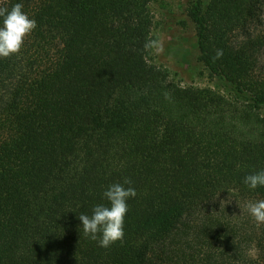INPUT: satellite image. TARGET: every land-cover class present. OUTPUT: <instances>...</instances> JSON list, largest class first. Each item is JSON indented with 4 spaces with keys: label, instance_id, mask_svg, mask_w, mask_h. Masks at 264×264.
<instances>
[{
    "label": "trees",
    "instance_id": "obj_1",
    "mask_svg": "<svg viewBox=\"0 0 264 264\" xmlns=\"http://www.w3.org/2000/svg\"><path fill=\"white\" fill-rule=\"evenodd\" d=\"M155 1L0 0L37 23L0 58V264H264L243 182L264 170V0L187 9L224 93L153 62ZM125 178L123 241L100 247L78 217Z\"/></svg>",
    "mask_w": 264,
    "mask_h": 264
},
{
    "label": "clouds",
    "instance_id": "obj_2",
    "mask_svg": "<svg viewBox=\"0 0 264 264\" xmlns=\"http://www.w3.org/2000/svg\"><path fill=\"white\" fill-rule=\"evenodd\" d=\"M23 4L16 3L11 9L0 7V58H8L19 54L25 38L37 27L34 19L22 10ZM156 46L157 51H163L162 45L154 41H148L145 49ZM222 56V50H217L216 58ZM165 98L170 96L165 92ZM244 184L255 189L264 186V170L249 174L244 178ZM132 181L125 178L123 184L114 183L108 187L103 196L109 202L108 206L103 204L94 207L92 214L79 215L83 227V235L93 241H98L100 247L109 248L117 241L124 238V218L128 211L127 200L134 198L137 193L133 187L125 188ZM250 215L257 224H264V200L249 202L247 205Z\"/></svg>",
    "mask_w": 264,
    "mask_h": 264
},
{
    "label": "rangeland",
    "instance_id": "obj_3",
    "mask_svg": "<svg viewBox=\"0 0 264 264\" xmlns=\"http://www.w3.org/2000/svg\"><path fill=\"white\" fill-rule=\"evenodd\" d=\"M194 0H156L151 6L154 17L153 37L163 51L153 48V62L169 74L171 80L180 85L220 90L198 61V49L194 25L187 16V9ZM261 22L253 24L251 30L264 31V7ZM264 62V50L260 63ZM220 92L224 93V91Z\"/></svg>",
    "mask_w": 264,
    "mask_h": 264
}]
</instances>
